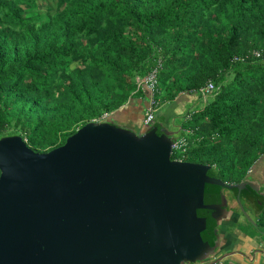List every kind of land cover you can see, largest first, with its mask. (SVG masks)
Returning a JSON list of instances; mask_svg holds the SVG:
<instances>
[{
	"label": "trees",
	"instance_id": "1",
	"mask_svg": "<svg viewBox=\"0 0 264 264\" xmlns=\"http://www.w3.org/2000/svg\"><path fill=\"white\" fill-rule=\"evenodd\" d=\"M154 69L153 122L180 95L215 86L187 111L171 160L240 182L264 156V0H54L44 10L0 0V139L47 153L144 95ZM205 189L206 203L220 200ZM254 221L264 231L263 208Z\"/></svg>",
	"mask_w": 264,
	"mask_h": 264
},
{
	"label": "water",
	"instance_id": "2",
	"mask_svg": "<svg viewBox=\"0 0 264 264\" xmlns=\"http://www.w3.org/2000/svg\"><path fill=\"white\" fill-rule=\"evenodd\" d=\"M115 113L47 153L17 135L0 139V264H209L220 253V242L202 234L223 229L233 210L222 195L205 204V186L238 194L258 188L227 185L207 175L208 165L171 160L180 125L137 129ZM236 253L255 262L254 254L229 252L212 263L236 264L228 260Z\"/></svg>",
	"mask_w": 264,
	"mask_h": 264
},
{
	"label": "crops",
	"instance_id": "3",
	"mask_svg": "<svg viewBox=\"0 0 264 264\" xmlns=\"http://www.w3.org/2000/svg\"><path fill=\"white\" fill-rule=\"evenodd\" d=\"M195 100H202L203 107V104H205L206 102V97L199 98L194 96L180 95L172 104L169 105V107L166 108L165 118L163 119V121L167 124V126H170L174 123L173 121L171 122V120H173L172 118L176 116H183V114L187 112L186 110L188 106L190 104H193ZM147 101V92H145L144 95H141L136 99L130 100L123 108H121L115 113L116 121L128 126H133L134 128H143L138 126H140V123L142 124L143 113L147 107ZM257 163L260 164V166H258V169L264 167V156L260 157L256 164ZM240 227L241 226L236 228V231L226 229V227L221 229L222 233L225 234V238L227 240L225 250L227 252L246 253L248 257H250L251 254H254L255 262L252 264H264V260H260V256L258 254V251H264V237L259 236L256 231L254 232V236L246 233L243 234L244 231H241ZM225 238H223L222 240L223 243L226 242ZM228 260L234 261L236 264H251V262L244 260L239 253H236Z\"/></svg>",
	"mask_w": 264,
	"mask_h": 264
},
{
	"label": "flooded vegetation",
	"instance_id": "4",
	"mask_svg": "<svg viewBox=\"0 0 264 264\" xmlns=\"http://www.w3.org/2000/svg\"><path fill=\"white\" fill-rule=\"evenodd\" d=\"M258 166H260L259 163L253 165L251 167V169L247 172V174L243 177V179L238 183H230V182H227V181L219 178L220 181H222L223 183H225L227 185H238L242 182H247L248 185L250 183L252 187L258 188V192L254 193V192H252L251 189H249V186H245L246 190L242 191L238 194V191L236 189L229 192L226 189H222V188L218 187L219 192H220V197H221V195L225 199H227V197H231L235 203V204L232 203L233 208H235V209H231V210H233V212L236 211V214H234L231 211L230 212L231 214H229V220L227 221V223H224L225 227L231 226V228H227V229L236 231V228H238L242 224H248L246 222V220L244 219V217L241 216V211H242L241 208L243 209V212H245V213L247 212V215L250 218H251L250 214H252V213L258 214L259 209H262V208L264 209V167H262L261 169H258ZM206 186H208V185H206ZM206 186H205V188H206ZM206 194H207V192L204 191V203L205 204H219L220 203V200L217 203H213V202L212 203H206V200H205ZM260 194H262V196H260ZM237 197L239 198V202L236 201ZM261 204L263 206H260ZM206 212L208 213V215L206 216L207 218L212 217L210 211H206ZM218 230H219V232H217L216 234L213 233L212 236H210L207 239V240H209L212 238L214 241L217 239L218 242H220V247L218 248V250H220V253L216 254L213 258L211 257L212 260L219 259V257H222L224 254L229 253L225 250L226 249L225 246L227 243V240L225 238V234L222 233L221 229H218ZM223 238H225V240H226L225 243L222 242ZM207 240H204V241H207Z\"/></svg>",
	"mask_w": 264,
	"mask_h": 264
},
{
	"label": "built area",
	"instance_id": "5",
	"mask_svg": "<svg viewBox=\"0 0 264 264\" xmlns=\"http://www.w3.org/2000/svg\"><path fill=\"white\" fill-rule=\"evenodd\" d=\"M253 55L258 58L259 53L255 52ZM160 65H158V68ZM156 77H157V69H154L148 76H146L142 81L139 87L141 86L144 90L150 93V97L147 101V107L144 110L143 113V118H142V127L145 128L149 126L153 120H154V113L156 111V102L153 99V91L155 90L156 87ZM215 90V86L212 84V82H208L203 88L199 89V93L201 94L202 97H207L208 95L212 94ZM108 115H104L101 119L107 118ZM189 115H187L185 118L189 119ZM183 147V144L181 141L176 142L173 145V152L174 150H178ZM209 264H224L223 262H218V263H212L213 260L208 261Z\"/></svg>",
	"mask_w": 264,
	"mask_h": 264
},
{
	"label": "rangeland",
	"instance_id": "6",
	"mask_svg": "<svg viewBox=\"0 0 264 264\" xmlns=\"http://www.w3.org/2000/svg\"><path fill=\"white\" fill-rule=\"evenodd\" d=\"M36 3H37V6L41 9V10H44V7H45V5L46 4H49V5H53V3H54V0H36ZM202 103H203V101L201 100H195L194 102H193V104H188L189 106H188V108H187V110L186 111H194L195 109H200V108H202ZM204 105V104H203ZM192 107V108H191ZM160 108H161V110H162V113H164V110L163 109H165L164 108V104H162L161 103V105H160ZM165 112H166V109H165ZM189 112H186L185 114H183V116H176V117H173L172 119L173 120H171V122L173 121L174 123L173 124H171V125H181L182 123H183V121H184V118L187 116V114H188ZM164 116H165V114H164ZM161 121H163V118L161 117ZM138 127H142V124L140 123V126H138ZM137 129H139V128H137ZM141 129H143V128H141ZM181 152H183V151H176L175 152V154L178 156V157H182V155H184V154H182ZM230 192V191H229ZM226 201L227 202H229V207H230V209H233V205H232V203L233 204H235L234 203V201L232 200V198L231 197H227V199H226ZM256 212V211H255ZM246 214H247V212H246ZM251 215V218H253V219H255L256 217V213L255 214H250ZM225 228V227H224ZM240 230L241 231H244V233L243 234H249V235H252V236H254L255 235V229L252 227V226H250V225H248V224H246V225H241V227H240ZM246 231V232H245Z\"/></svg>",
	"mask_w": 264,
	"mask_h": 264
}]
</instances>
